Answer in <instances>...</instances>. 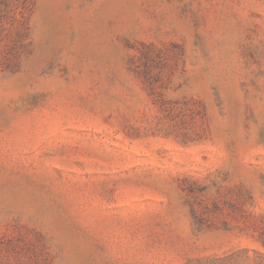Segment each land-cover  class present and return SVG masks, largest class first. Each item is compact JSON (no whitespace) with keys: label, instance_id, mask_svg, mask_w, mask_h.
<instances>
[{"label":"rangeland","instance_id":"rangeland-1","mask_svg":"<svg viewBox=\"0 0 264 264\" xmlns=\"http://www.w3.org/2000/svg\"><path fill=\"white\" fill-rule=\"evenodd\" d=\"M0 264H264V0H0Z\"/></svg>","mask_w":264,"mask_h":264}]
</instances>
